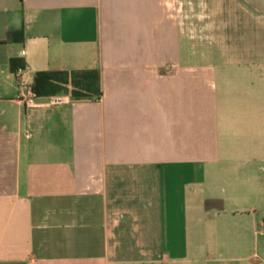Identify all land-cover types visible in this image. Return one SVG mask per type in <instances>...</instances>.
I'll use <instances>...</instances> for the list:
<instances>
[{
	"label": "crops",
	"instance_id": "obj_1",
	"mask_svg": "<svg viewBox=\"0 0 264 264\" xmlns=\"http://www.w3.org/2000/svg\"><path fill=\"white\" fill-rule=\"evenodd\" d=\"M193 2L0 0V264H264L263 168L230 147L224 99L257 90L234 58L177 53ZM11 58L28 84L98 70L101 95L26 108Z\"/></svg>",
	"mask_w": 264,
	"mask_h": 264
},
{
	"label": "rangeland",
	"instance_id": "obj_2",
	"mask_svg": "<svg viewBox=\"0 0 264 264\" xmlns=\"http://www.w3.org/2000/svg\"><path fill=\"white\" fill-rule=\"evenodd\" d=\"M224 1L230 2V0H194L193 14L186 18L188 23H192L189 25L190 29L186 32H177V53L184 54L186 50V54L192 55L197 60L206 57L215 65V62L219 61L217 66L224 67L226 74L231 73V70H228L229 64L224 61L234 58L239 62L230 65L238 68L240 77H250L254 81V87L251 86L257 91L254 94L251 92L250 98L246 96L248 93L243 91L249 85L241 84L238 87L240 90L225 92L224 99L229 102L228 106H235L233 107L235 114L243 117L244 123L233 126L230 147L239 148L244 155L250 150V161L256 162L257 167L263 168L261 178L264 181V108L244 106L264 104V13L254 12L248 8L245 9L246 11L236 7L231 9V6L230 9L228 6L217 9L216 3ZM180 17L184 19V16ZM183 19L180 22L185 23ZM21 74L23 82L28 84L29 71L23 70ZM253 136L256 139L252 138ZM240 162L242 167L246 166L243 165L246 160Z\"/></svg>",
	"mask_w": 264,
	"mask_h": 264
},
{
	"label": "trees",
	"instance_id": "obj_3",
	"mask_svg": "<svg viewBox=\"0 0 264 264\" xmlns=\"http://www.w3.org/2000/svg\"><path fill=\"white\" fill-rule=\"evenodd\" d=\"M23 38V31L18 32ZM11 38V33L8 39ZM10 69L13 73L26 69L22 58H11ZM37 97H52L61 93L70 94L74 98L99 97L100 75L98 70H71V71H37L32 74V81L29 84ZM207 209H223L221 200H206Z\"/></svg>",
	"mask_w": 264,
	"mask_h": 264
},
{
	"label": "built area",
	"instance_id": "obj_4",
	"mask_svg": "<svg viewBox=\"0 0 264 264\" xmlns=\"http://www.w3.org/2000/svg\"><path fill=\"white\" fill-rule=\"evenodd\" d=\"M36 94L33 92L29 84L20 81L18 99L23 103L26 108H33L36 106ZM68 98L63 95L52 96L49 99L51 104H61L67 102Z\"/></svg>",
	"mask_w": 264,
	"mask_h": 264
}]
</instances>
